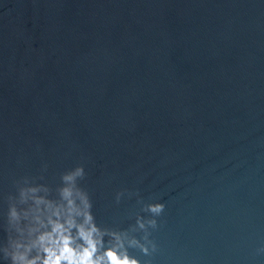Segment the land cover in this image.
Segmentation results:
<instances>
[{
  "label": "water",
  "instance_id": "obj_1",
  "mask_svg": "<svg viewBox=\"0 0 264 264\" xmlns=\"http://www.w3.org/2000/svg\"><path fill=\"white\" fill-rule=\"evenodd\" d=\"M80 165L101 227L165 205L140 264H264V0H0V248Z\"/></svg>",
  "mask_w": 264,
  "mask_h": 264
},
{
  "label": "clouds",
  "instance_id": "obj_2",
  "mask_svg": "<svg viewBox=\"0 0 264 264\" xmlns=\"http://www.w3.org/2000/svg\"><path fill=\"white\" fill-rule=\"evenodd\" d=\"M85 175L82 165L63 173L57 199L49 198L47 186L23 179L15 198L19 206L9 205L7 244L0 248L10 264H140L129 248H138L145 255L156 251L149 228L157 227L155 217L163 213L165 205L146 204L143 211L150 218L138 215L130 230L101 227L88 193L78 185ZM123 195L116 194L117 203ZM136 231H142L143 236L137 238L132 234ZM257 253H264V248Z\"/></svg>",
  "mask_w": 264,
  "mask_h": 264
}]
</instances>
